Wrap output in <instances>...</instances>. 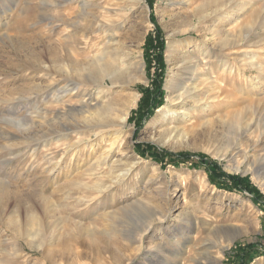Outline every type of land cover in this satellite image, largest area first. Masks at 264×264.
Returning <instances> with one entry per match:
<instances>
[{
    "label": "rangeland",
    "instance_id": "rangeland-1",
    "mask_svg": "<svg viewBox=\"0 0 264 264\" xmlns=\"http://www.w3.org/2000/svg\"><path fill=\"white\" fill-rule=\"evenodd\" d=\"M54 1L0 0V264H235L239 251L251 244L255 250L248 264H264L261 206L247 192L211 184L205 170L194 167L196 158L177 164L169 156L203 155L227 174L246 177L264 197V0H143L147 7L134 8L109 49L126 46L130 62L140 52V80L111 86L105 78L102 86L112 108L122 87L139 94L136 105L121 136L110 128L97 138L89 129L75 155L63 154L56 147L63 141L48 135L58 122L81 119L69 107L79 105L83 94L94 100L100 87L53 103L62 85L54 84L57 40L72 60L104 52V44L91 34L97 48L89 52L88 31L78 27L79 33L71 34L66 23L59 33ZM88 2L110 6L115 0ZM75 7L62 9V19ZM210 25L227 31L211 39ZM157 29L163 65L151 59L148 68L145 42ZM196 45L207 65L190 57ZM224 61L231 72L220 76ZM158 72L163 104L134 121L143 89L152 88ZM217 76L220 84L213 82ZM168 81L196 87L186 100L185 118L182 111L170 120L159 113L174 95ZM54 115L60 119L52 121ZM110 136H120V153L113 150L95 165L100 139ZM75 138L69 135L68 142ZM91 143L98 146L89 149ZM138 144L155 147L160 161L140 156ZM243 154L249 155L247 162ZM95 184L109 188L98 193ZM141 199L142 205L113 216Z\"/></svg>",
    "mask_w": 264,
    "mask_h": 264
},
{
    "label": "bare ground",
    "instance_id": "bare-ground-1",
    "mask_svg": "<svg viewBox=\"0 0 264 264\" xmlns=\"http://www.w3.org/2000/svg\"><path fill=\"white\" fill-rule=\"evenodd\" d=\"M88 1L87 0H55L54 1V6L56 8L55 21L57 22V24L61 23L56 26L57 29L59 30V33L62 31L61 30L62 23L64 24L66 23L68 27L73 28V30H71V32L73 31L71 34L78 32L79 30L78 27L81 30L83 29L85 31H88V34L85 40L86 42H88L87 46L89 47V52L93 50V47L97 48V46L95 45L96 41L93 40L94 38L92 39L93 36L91 34H94V36L95 34H97L99 44L100 42L104 44V52L101 51V53L99 54L90 53L87 60L86 59L84 60H74L73 59L72 60V56H71L69 49H68L69 53L67 54L63 53V50H62L63 42L60 39L57 40L58 52L56 56L54 57L53 61H54V67L56 68V73H58V77L54 80V84L61 83L63 86L61 85L57 89V92L54 96L55 99L53 103L57 104L59 102H62L65 97H66V100L67 98L70 99V97L79 98L84 88L88 86L92 85L95 87L96 86L100 87V89L98 90L96 94V98L94 100L88 101L86 99V95L83 94L81 95L82 98H80L83 100L82 101L79 100L80 101L79 105L69 107L68 112L73 115L80 116L81 119H78V120L72 119L71 120L72 122H70L69 124L58 122L59 128L56 129L54 132L53 130H51V134L48 135V137H51V135L53 136L54 134L56 135L54 136V138L58 137L59 139L58 141H63L62 144H58V145L56 144L57 148L60 146L63 154L67 152L69 153L72 151L73 152L72 154L75 155L77 153V146L80 143L84 142V138L82 137V135L86 133V131H89V129L91 130L93 128V132L91 133V135H93L94 137H97V134L99 133L101 134L103 132L108 131V129L110 128L118 129V130H115V133L117 134H120V131L122 129L124 130L129 114H130V111L135 107L139 94L138 93L132 94V93L125 92L124 88L122 87L121 90L116 93L115 100L117 101V103H116V106L112 108L113 99L108 98L107 94L103 93L104 88H102V86L107 84L105 81V78L109 79L111 86H114L116 83L122 84V81H127L129 84H133L136 81L140 80V73L143 72V68H144L143 67L144 64L142 62V57H141L140 52H138V55L136 56L137 61L130 62V56H131L132 51L128 49L126 46H121V48H117V49L114 48L111 51L109 50L110 47H112L113 45L112 42L116 41V37H117L116 32L118 31V29H122L124 27L125 22L127 21V19H129L134 8L136 6L138 7L141 6L143 7V9L147 7L146 5L144 6L143 0H115V2L111 4L113 6L111 5L109 6L110 3L108 4V6H103V5H99L98 3H95V4L91 2L89 3ZM73 3H76L77 7L75 8H77L78 10L76 9L74 10L73 8V10L69 11L68 14L66 13V17H65L66 19L65 20L62 19L63 18L62 9L69 8V6L73 5ZM91 6H93V8H95L96 10L87 12L86 10ZM73 14L75 18H72ZM77 20H81L83 24H80L79 26V23H77ZM226 31H223L222 27L218 25H210L207 27V34L211 36V39H216L217 37L222 36L221 34L224 35ZM206 40H210V39H206ZM225 40H226L225 38L221 39V42H224ZM117 52H119L120 55L122 56H118ZM194 52L196 53V55L190 56V57L192 59H196L198 64L204 66L209 63L207 60H205L206 59L205 52L200 50L199 46L197 45L195 46ZM192 63H195V62H192ZM220 67H222L220 76H222L225 72L230 71L229 65L227 64L226 61L221 62ZM195 69L197 68L195 67ZM213 80H214L213 81L214 84L221 83L220 80H218V76L217 78H214ZM167 84L168 86L166 88L171 89L174 95L168 96L166 99V102H167L166 105L164 106V108L159 110V113L163 114L162 119H165V120L174 119L176 116L179 115L181 111H182L181 116L185 118L186 109L184 108V106L186 105V100L188 97L189 98L191 97V95L193 94L192 92L196 90V87H193L192 89H190L189 87H184V88L182 86L178 87V84L173 85L169 83V81ZM43 101L44 103H46V99ZM45 113L46 112L44 111L43 115L41 116V119L43 120L45 119ZM112 114L114 116L113 118L111 117ZM56 119H60L58 115H54L52 121ZM71 134L76 135V138H75L76 140L73 143L68 142L69 141L68 136ZM120 136H114V137L110 136V137H107L106 140L100 139L101 141H103V146H100L98 148V155L97 157H95V165H100L103 162H105L108 159L109 153L112 152L113 150L119 149L118 151L120 153L121 151L120 150V145H121ZM97 146L94 145V143H91L88 145L89 149L91 147L95 148ZM55 151H56V148H55ZM246 156H249V155L243 154L244 160L246 159ZM263 158L261 159L262 161H263ZM245 161L247 162V159ZM249 163L251 166L255 165L254 162H249ZM125 169L123 171H125ZM94 186L97 187L96 191L98 193H101L102 189H104L102 190L103 192L109 188V186L104 187L101 184H95ZM142 203H143L142 199L137 200L134 203L124 206L121 209L115 210L113 212V216L118 214V212L126 211L133 207L135 208V206H137L138 204L142 205ZM196 263L202 264V262H196Z\"/></svg>",
    "mask_w": 264,
    "mask_h": 264
},
{
    "label": "trees",
    "instance_id": "trees-1",
    "mask_svg": "<svg viewBox=\"0 0 264 264\" xmlns=\"http://www.w3.org/2000/svg\"><path fill=\"white\" fill-rule=\"evenodd\" d=\"M156 35L154 37L148 36L145 42V51L147 57V67L148 64H151V61L157 63V65H163V42L160 31L156 30ZM149 52H150V60H149ZM152 59V60H151ZM160 68V67H159ZM162 69V68H160ZM151 89H143L142 97L138 108L133 112L136 118H133L134 121L142 120L144 117L150 116L156 109H158L163 104V90H162V79L160 72H158L155 80L152 81ZM143 113V115H140ZM133 115V117H134ZM136 150L140 156H147L152 161L159 162L160 155L156 151V148L151 145L138 144L136 146ZM173 158L174 163H186L194 158H196V162H194L195 168H203L207 174L208 180L211 184L215 185L219 189L224 190H235V191H243L247 192L252 196V201L255 204L261 206L262 210H264V197H262L259 191L250 184L246 177H240L239 175H231L224 172L221 167L214 162L213 160L206 158L203 155H197L196 157L191 156L189 153H178L169 155ZM255 246L247 245L244 249L239 251L238 257L239 260L235 264H248L249 261L252 260V256L254 254Z\"/></svg>",
    "mask_w": 264,
    "mask_h": 264
}]
</instances>
